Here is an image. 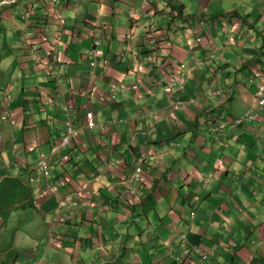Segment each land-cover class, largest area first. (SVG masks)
<instances>
[{"label": "crops", "instance_id": "0c3cea01", "mask_svg": "<svg viewBox=\"0 0 264 264\" xmlns=\"http://www.w3.org/2000/svg\"><path fill=\"white\" fill-rule=\"evenodd\" d=\"M78 1L79 13L61 0H0V113L8 98L17 124L0 123V264H264V0H182L191 15L179 18L164 10L175 66L153 74L134 65L147 58V28L118 20L136 38L104 30L108 52L91 67L92 24L116 0ZM45 5L64 22L47 20ZM178 64L183 92L149 86ZM221 114L243 124L221 125ZM70 120L78 137L65 149ZM136 158L146 160L141 198L127 190Z\"/></svg>", "mask_w": 264, "mask_h": 264}, {"label": "rangeland", "instance_id": "374dc122", "mask_svg": "<svg viewBox=\"0 0 264 264\" xmlns=\"http://www.w3.org/2000/svg\"><path fill=\"white\" fill-rule=\"evenodd\" d=\"M44 1V0H42ZM93 1L94 3H96L97 0H90ZM109 0H105L103 2V6H105L107 4ZM54 2H58V0H54ZM60 2V0H59ZM84 4L86 3H82L78 0H76L75 2H73V0H61V5H69L70 8H72L73 10H76L77 13H79L82 9L83 6H85ZM107 8L105 9H100L98 12V16L99 15H106V13L109 12V15L107 17H99L93 25V30L91 31V35H90V39H91V44H92V48L91 50L88 52V59L90 61V65L91 67H96L97 64H99V59H105L104 56L107 54V48L105 46V43L103 41V37L101 35V33H103L104 30L110 31V33L113 34H118L119 36V40H123V42L125 43V41L127 40L128 42L132 43V40L135 39L136 37L131 34L130 36L126 35L128 33H126V30L128 29V25H126L124 30H120L117 26L114 25V20H118V24H127L130 23V27L133 26H140L143 29L147 28L146 34L145 36L140 35V38L142 39L143 42V46L146 47V49L148 51H146L147 53V58L144 59V61H140L135 63V68L138 69L137 72H142L140 71L141 69H145L144 67H147L150 74H153L156 70L158 69H162L161 72L166 73L168 72L171 68L170 65H174V62L171 61L170 59H166V57L164 56V54L166 53V41L168 39V37L166 36V32L169 30L170 26H166V25H162L159 20H158V16L159 15H164L165 12L164 10H169V15L173 16L175 18H179L180 15L182 16H187V15H191L188 12H186V8L184 3L182 2V0H138V2L127 9L122 8L121 6V2L120 0H116L114 1L113 4H109L108 6H106ZM44 8L46 9V14L45 17L47 20L51 19L54 24L57 26V23L61 24L62 22H64V17L62 15V13H58L59 9H57L56 11H54V9L52 10V6H47L45 5ZM193 10H197V8L195 7ZM33 8L31 7V9L27 10V14L25 13V16L23 17V19L25 21H27L30 25H32L31 23H33L35 19V17H33L32 12ZM202 13H197L195 15L200 16ZM203 19L206 18L205 16L202 17ZM28 23H24L23 25L26 27L29 24ZM48 25V24H47ZM114 29V32H112V30ZM142 29V31H143ZM58 30H61V28L58 26ZM41 31V30H40ZM40 36V33H39ZM38 36V37H39ZM149 37V38H147ZM46 38H48V36H46ZM114 38V37H113ZM57 42V43H56ZM56 42H54V44H56L55 46H52L53 51L57 52V46L61 47V43L58 42L57 38H56ZM134 46L135 51L137 50L135 45H131ZM131 46H127L126 47H131ZM29 45H26V50H29ZM99 47H101L99 49ZM63 51V50H62ZM36 56H38L37 54H35ZM215 56V55H214ZM213 56V57H214ZM106 60H103V62H105ZM161 65H157L158 63H161ZM187 65L186 64H178V66H176V71L172 72V75L169 74H165V76H167L165 79L160 80V79H154L152 82L149 81L148 78H146L144 75L141 76V80L142 81H149L150 85L152 87H175V85H179V83L182 84V78H183V72L187 73ZM53 77L55 78V75H53ZM64 77V76H63ZM57 78H59V75L57 76ZM254 78L251 77L250 78V82L253 83ZM61 82V79L60 81ZM136 86V84L134 85V87ZM116 87V86H114ZM118 87V85H117ZM264 92V91H263ZM113 94L111 96L112 100H115L118 95ZM117 96V97H116ZM220 98L222 99V97L225 96L224 91H221L219 93ZM263 96V93L259 96V99ZM259 99H258V106L259 108H263V106L259 105ZM4 107L6 108V111L4 113H0V123L1 124H7L10 123L12 125H17L16 121L14 120L15 117V113H14V107L12 106L13 104H7V102H11L10 100H4ZM55 102H53L52 106H54ZM214 108V107H211ZM8 115H11V117H7ZM246 116V115H245ZM247 117L250 120L249 115H247ZM207 120H213L210 114H207ZM240 125V124H239ZM76 137L78 136H73L72 135V140L68 143V147L70 148V146L73 143V140L76 139ZM1 140V139H0ZM65 142V141H63ZM15 146L17 147L18 145L15 143ZM65 149L67 147H64ZM56 149V147H55ZM66 159L69 161V157H66ZM36 165H38V172L40 171L41 174L44 173L45 171L48 170L49 168V163H43L41 164L39 160L36 161L35 163ZM134 166L137 167V169L135 171H133L132 175L130 178H139V179H143V175H145L146 169V160L145 159H135L134 161ZM40 165V166H39ZM140 174V176H139ZM254 182V181H253ZM129 181L127 182V190H130L129 187ZM132 191L131 194L129 195H133V193H136L139 198H141L142 196V191L138 192L137 187L135 186V189L130 190ZM127 193V196H129ZM129 196L128 200L130 203L134 204L135 199L134 197ZM124 197V196H123ZM70 202V201H69ZM196 218V217H195ZM200 261V260H199Z\"/></svg>", "mask_w": 264, "mask_h": 264}, {"label": "bare ground", "instance_id": "6f19581e", "mask_svg": "<svg viewBox=\"0 0 264 264\" xmlns=\"http://www.w3.org/2000/svg\"><path fill=\"white\" fill-rule=\"evenodd\" d=\"M199 61H202V62H204L205 63V61L203 60V59H199ZM197 62H198V59H197ZM198 64V63H197ZM56 72V71H55ZM57 73H58V71H57ZM50 74H52V75H54L52 72H50ZM187 75V73L186 72H183V78H182V84L181 83H179V85H175L176 87H180V90H179V92H183V90H184V87L186 86V80H185V76ZM59 80H58V82L60 81V78H58ZM65 81H62L61 82V85L64 83ZM98 91L95 89V90H92L91 91V93H93V94H95V93H97ZM43 94H45V93H43ZM47 96V95H46ZM44 97V96H43ZM44 100V99H43ZM60 101V100H59ZM61 102V101H60ZM178 104H183V102L181 101V102H179ZM59 103H56V107L58 108L59 107ZM259 105L260 106H263V108H261V109H264V92H263V96L259 99ZM176 108V107H175ZM55 110V114H59L60 115V112H62V111H59V110H57V109H54ZM177 112H179V111H177ZM66 116H67V113L65 114ZM68 115H70V113H68ZM211 115V114H210ZM211 117H212V115H211ZM214 118L215 117H212V121H211V123L214 121ZM217 119L221 122V125H226V124H231L232 126H238L239 124H243V120H241V119H228L227 118V116L226 115H224V114H221V115H219V117H217ZM88 126H93V123L92 122H88ZM67 131H66V134H65V136H64V138H63V140H62V144H61V147H68L69 145H68V143L71 141V138H72V135H73V131H74V125H73V123H72V120H70V123L67 125ZM63 141H67V143H65V142H63ZM40 161V163L41 164H43V163H49L45 158H42V159H40L39 160ZM40 166V165H39ZM37 168H38V165H37ZM39 170V169H38ZM132 174V173H131ZM139 176H140V174H139ZM141 180L142 179H139V178H137V177H135V178H130V185L128 186L129 187V189L130 190H133V189H135V186L136 187H139V185H140V183H141ZM122 197V196H121ZM202 259H208L206 256H204V257H202ZM108 262V261H107ZM106 261H105V263H107Z\"/></svg>", "mask_w": 264, "mask_h": 264}, {"label": "clouds", "instance_id": "9594fccd", "mask_svg": "<svg viewBox=\"0 0 264 264\" xmlns=\"http://www.w3.org/2000/svg\"><path fill=\"white\" fill-rule=\"evenodd\" d=\"M26 14H27V13H26ZM220 90H222V89H220ZM6 100H8V98H7ZM7 103H9V102H7ZM127 189H128V188H127ZM128 197H129V196L126 195V197H125V202H129ZM129 203H130V202H129ZM130 204H132V203H130ZM53 240H54V238H53ZM199 257H202V256H199ZM199 260H200V261L203 260L204 263H205L206 261H208V259H198V262H199Z\"/></svg>", "mask_w": 264, "mask_h": 264}, {"label": "trees", "instance_id": "16d2710c", "mask_svg": "<svg viewBox=\"0 0 264 264\" xmlns=\"http://www.w3.org/2000/svg\"><path fill=\"white\" fill-rule=\"evenodd\" d=\"M180 17H182V15H180ZM206 257H207V256H206ZM207 258H208V257H207ZM203 263H204V261L202 260V261H201V264H203Z\"/></svg>", "mask_w": 264, "mask_h": 264}, {"label": "built area", "instance_id": "2783aa9c", "mask_svg": "<svg viewBox=\"0 0 264 264\" xmlns=\"http://www.w3.org/2000/svg\"><path fill=\"white\" fill-rule=\"evenodd\" d=\"M65 143H67V141H65Z\"/></svg>", "mask_w": 264, "mask_h": 264}]
</instances>
